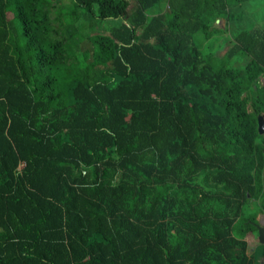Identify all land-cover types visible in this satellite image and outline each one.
I'll return each instance as SVG.
<instances>
[{
  "label": "trees",
  "instance_id": "trees-1",
  "mask_svg": "<svg viewBox=\"0 0 264 264\" xmlns=\"http://www.w3.org/2000/svg\"><path fill=\"white\" fill-rule=\"evenodd\" d=\"M250 2L0 0V264H264Z\"/></svg>",
  "mask_w": 264,
  "mask_h": 264
},
{
  "label": "rangeland",
  "instance_id": "rangeland-1",
  "mask_svg": "<svg viewBox=\"0 0 264 264\" xmlns=\"http://www.w3.org/2000/svg\"><path fill=\"white\" fill-rule=\"evenodd\" d=\"M68 1L69 0H64V3L65 4H68ZM247 9H248V12H253L255 14H258L259 17H261L263 15V12H264V0H251V2L248 4L247 6ZM263 19H261L260 21H262ZM116 19H112L111 22H108L106 25H107V28L110 27L111 25H113L114 23H116ZM217 24L220 26V27H225L226 25V19L224 18H218V20L216 21ZM242 27H249L246 23H244L242 25ZM233 32H235L233 30ZM232 32V33H233ZM229 34H230V31H229ZM231 35V34H230ZM225 37V33L223 32H218L216 34V38H221V37ZM81 49L85 52H89L92 50V45H91V41L89 40V38H86L84 39V41L81 43ZM261 83L264 84V75L261 77L260 79ZM256 207L254 205H246L245 207V210L246 212H248L250 209H255ZM258 220H259V223H261L262 225H264V213L263 212H260L258 214ZM259 237V236H258ZM258 237L256 238V234H249L248 235V241H249V246H250V250L253 251L255 249V247L257 246L258 244ZM256 250V249H255ZM254 250V251H255ZM258 255V261L259 262H262L264 261V257L260 255V250L257 251L256 253ZM258 262V263H259Z\"/></svg>",
  "mask_w": 264,
  "mask_h": 264
},
{
  "label": "water",
  "instance_id": "water-1",
  "mask_svg": "<svg viewBox=\"0 0 264 264\" xmlns=\"http://www.w3.org/2000/svg\"><path fill=\"white\" fill-rule=\"evenodd\" d=\"M258 130L261 134H264V115L262 114L258 117ZM258 228H259V239L262 243H264V225L259 223Z\"/></svg>",
  "mask_w": 264,
  "mask_h": 264
}]
</instances>
